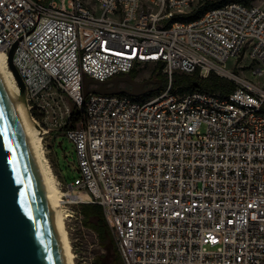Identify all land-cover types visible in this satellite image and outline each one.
<instances>
[{"label": "built area", "instance_id": "1", "mask_svg": "<svg viewBox=\"0 0 264 264\" xmlns=\"http://www.w3.org/2000/svg\"><path fill=\"white\" fill-rule=\"evenodd\" d=\"M198 1L0 0V49H14L30 115L44 143L74 144L67 187L103 208L123 264H264V85L143 102L84 92L86 76L148 65L170 80L230 65L262 76L264 8L232 0L183 21Z\"/></svg>", "mask_w": 264, "mask_h": 264}, {"label": "water", "instance_id": "2", "mask_svg": "<svg viewBox=\"0 0 264 264\" xmlns=\"http://www.w3.org/2000/svg\"><path fill=\"white\" fill-rule=\"evenodd\" d=\"M10 71L26 101L25 84L8 55ZM122 84L131 89H121ZM154 81L138 82L130 74L106 82L86 76V95L144 96ZM0 264H63L44 192L24 139L0 84Z\"/></svg>", "mask_w": 264, "mask_h": 264}, {"label": "rangeland", "instance_id": "3", "mask_svg": "<svg viewBox=\"0 0 264 264\" xmlns=\"http://www.w3.org/2000/svg\"><path fill=\"white\" fill-rule=\"evenodd\" d=\"M232 0H199L193 11H197L204 7L206 2H224L228 3ZM256 4L264 8V0H253ZM245 65L251 64L249 61L244 62ZM232 75H223L229 79H251L259 85H264V74L260 77H255L249 72V68H241L238 65L233 67L230 65ZM138 75L136 80L138 82L154 81V65L141 67L137 70ZM163 73H166L163 69ZM155 82V81H154ZM153 86V85H152ZM121 89H131L130 85L122 84ZM38 128V126L36 125ZM46 156L49 160L53 174L56 178L57 185L63 193L60 197V210L65 218L66 226L70 235V240L74 254L76 256V264H95V257L98 255H105L110 257L111 251L102 248L99 244L97 233L88 228L83 223V216L80 213L81 194L79 192H72L68 189L67 183H72L80 176L78 169V159L75 153L74 144L65 135H60L57 139H48L44 143ZM73 193L76 198H73Z\"/></svg>", "mask_w": 264, "mask_h": 264}, {"label": "trees", "instance_id": "4", "mask_svg": "<svg viewBox=\"0 0 264 264\" xmlns=\"http://www.w3.org/2000/svg\"><path fill=\"white\" fill-rule=\"evenodd\" d=\"M224 2H206L203 8L186 14L182 17L183 21L191 22L202 17L207 11L220 7ZM163 66L155 67L154 77L155 85L150 86L148 92L142 97H132L126 93L120 96H127L139 102H143L155 98L163 94L169 87L174 95H186L194 92H207L216 94L220 97H227L236 89V84L233 80L220 76L212 72L207 78H203L199 72L193 74H184L176 72L170 80L169 75L163 73ZM132 78L136 79L138 71L134 70L130 73ZM83 118V114L76 112V121ZM80 213L83 216V223L86 227L94 230L99 238V244L102 248L111 251L110 257L98 255L95 257V264H123L122 258L117 248L116 241L111 232V229L105 219L103 208L97 204H83L80 208Z\"/></svg>", "mask_w": 264, "mask_h": 264}, {"label": "bare ground", "instance_id": "5", "mask_svg": "<svg viewBox=\"0 0 264 264\" xmlns=\"http://www.w3.org/2000/svg\"><path fill=\"white\" fill-rule=\"evenodd\" d=\"M0 84L11 103L13 115L42 185L50 219L61 252L62 263L76 264V256L72 248L65 218L60 210V197L63 193L57 185L45 153L43 138L30 115L27 102L17 100V97L20 96V90L10 71L8 55L2 49H0ZM72 197L76 198V195L73 193Z\"/></svg>", "mask_w": 264, "mask_h": 264}, {"label": "flooded vegetation", "instance_id": "6", "mask_svg": "<svg viewBox=\"0 0 264 264\" xmlns=\"http://www.w3.org/2000/svg\"><path fill=\"white\" fill-rule=\"evenodd\" d=\"M150 86H152V85H150ZM150 86H147L146 88L149 90V87H150Z\"/></svg>", "mask_w": 264, "mask_h": 264}]
</instances>
